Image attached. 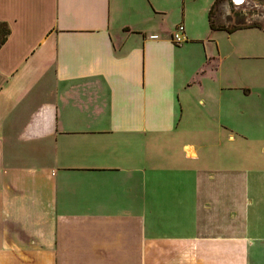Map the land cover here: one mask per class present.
Returning a JSON list of instances; mask_svg holds the SVG:
<instances>
[{"label": "crops", "instance_id": "1", "mask_svg": "<svg viewBox=\"0 0 264 264\" xmlns=\"http://www.w3.org/2000/svg\"><path fill=\"white\" fill-rule=\"evenodd\" d=\"M161 2L0 0V264H264V29Z\"/></svg>", "mask_w": 264, "mask_h": 264}, {"label": "rangeland", "instance_id": "2", "mask_svg": "<svg viewBox=\"0 0 264 264\" xmlns=\"http://www.w3.org/2000/svg\"><path fill=\"white\" fill-rule=\"evenodd\" d=\"M173 1L175 2L176 0H162L161 3L164 7L167 8L172 5ZM232 8L233 7H231L229 0H221L216 6V9L213 14V18L215 20H217L218 18H222L223 20H226L228 18V14L226 13L227 12L231 13L232 10H234L238 14L237 19L242 20L243 18L244 20H246L247 24L257 22L261 26H264V0H245L242 5L235 6L233 9ZM176 18H177L176 12H172L169 15L170 22L175 21ZM179 23H182V22H179ZM178 49H180V47ZM183 55L184 53L181 52L180 57L182 56V59L186 60L187 57L184 58L185 56ZM178 72L180 73L179 70ZM261 92L262 94L264 93L263 91ZM194 124H195V129L192 130L191 132L183 131L184 137H186L187 140L190 139V140L197 141V142H202V141L208 142L209 143V146H208L209 158L204 157V160L207 162L209 160V163L211 164L217 163V160L218 158H220V155H221L220 149H217L215 148V146L211 145V142L217 141L218 135L216 134L217 130H215L210 125V124H215V122L213 121L210 122V120L204 114V115H201L197 119V123H194ZM196 124H197V127H196ZM234 125L238 126V122L234 123ZM217 128L218 130H220L219 127Z\"/></svg>", "mask_w": 264, "mask_h": 264}, {"label": "trees", "instance_id": "3", "mask_svg": "<svg viewBox=\"0 0 264 264\" xmlns=\"http://www.w3.org/2000/svg\"><path fill=\"white\" fill-rule=\"evenodd\" d=\"M220 1L221 0H214L212 6L209 9L208 19L211 29L213 30L221 29V30H226L227 32H232L238 28H244L250 26L260 27L264 29V26H261L257 22L247 24L246 20H244L243 18L242 20L237 19L238 14L234 10H232V12L228 15V18L226 20H223L222 18H218L217 20H215L213 18V14L216 9V6ZM9 34H10V27L8 23L6 21H0V48L6 42Z\"/></svg>", "mask_w": 264, "mask_h": 264}, {"label": "built area", "instance_id": "4", "mask_svg": "<svg viewBox=\"0 0 264 264\" xmlns=\"http://www.w3.org/2000/svg\"><path fill=\"white\" fill-rule=\"evenodd\" d=\"M237 5L238 4H236L235 6H237ZM184 32H185V27H184L183 23H178L175 26V29H174V31L171 34L172 42L175 43V44L182 43L185 40V37L183 36Z\"/></svg>", "mask_w": 264, "mask_h": 264}, {"label": "water", "instance_id": "5", "mask_svg": "<svg viewBox=\"0 0 264 264\" xmlns=\"http://www.w3.org/2000/svg\"><path fill=\"white\" fill-rule=\"evenodd\" d=\"M245 0H233V2L235 3V4H240V3H243Z\"/></svg>", "mask_w": 264, "mask_h": 264}, {"label": "flooded vegetation", "instance_id": "6", "mask_svg": "<svg viewBox=\"0 0 264 264\" xmlns=\"http://www.w3.org/2000/svg\"><path fill=\"white\" fill-rule=\"evenodd\" d=\"M229 2H230V5L232 4V6H235L236 4H234V2H233V0H229ZM243 3H240V4H238L237 6H239V5H242Z\"/></svg>", "mask_w": 264, "mask_h": 264}]
</instances>
